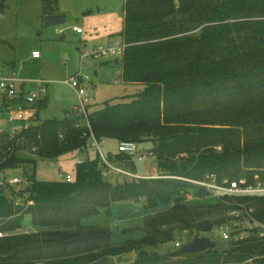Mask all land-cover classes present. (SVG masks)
I'll use <instances>...</instances> for the list:
<instances>
[{
  "label": "trees",
  "instance_id": "16d2710c",
  "mask_svg": "<svg viewBox=\"0 0 264 264\" xmlns=\"http://www.w3.org/2000/svg\"><path fill=\"white\" fill-rule=\"evenodd\" d=\"M8 1L0 0V15ZM59 12V0H42L43 17ZM120 35L123 80L144 89L89 113L90 128L77 125L74 111L62 119H42L47 96L32 105L37 109L32 121L16 138L0 135L9 151L0 158V171L36 163L16 155L19 141L54 160L85 153L92 132L99 142L152 141L159 177L113 184L105 179L106 166L96 150V157L77 163L71 181L32 175L25 188L10 194L4 183L0 264L55 259L106 264L124 246L139 250L131 264H244L254 255L264 264V237L257 236L232 241L225 250L182 252L181 245L161 255L142 248L174 240L175 230L193 232L191 240L208 236L214 227L241 219L230 214L234 209L264 223V195L223 193L215 203L187 204L192 189L201 186L176 178L203 180L215 173L220 180L246 179L247 184L264 180V0H124ZM107 157L124 164L132 160L118 149ZM140 198L155 214L146 219L148 233L139 245H114L109 227L83 225L102 209L109 212L114 204Z\"/></svg>",
  "mask_w": 264,
  "mask_h": 264
},
{
  "label": "rangeland",
  "instance_id": "374dc122",
  "mask_svg": "<svg viewBox=\"0 0 264 264\" xmlns=\"http://www.w3.org/2000/svg\"><path fill=\"white\" fill-rule=\"evenodd\" d=\"M61 13L67 20L58 26H46L42 16V0H9L4 14L0 15V69L6 75L9 69L3 66L4 62H16V73L26 77L45 78L48 83V105L41 110L42 119H62L80 104L78 92L68 80L77 75H88L90 80L85 81L88 94V111L91 113L103 106L106 101L128 100L129 96L142 91L145 87L141 83L125 82L122 77V55L118 57H102L99 59L84 58L81 60V50L89 52L99 46H107L120 41L121 31L124 27V0H59ZM83 28L84 34L73 30V26ZM65 34L64 38L62 35ZM38 49L41 58L33 59L32 51ZM119 59V63H115ZM7 69V70H6ZM8 114L1 111L0 107V135L2 129L11 128ZM86 145L85 153L72 152L54 160H48L35 155L32 144L25 141L17 142L18 157L32 158L36 163L22 164L21 166L0 171L1 181L7 184L6 193L12 190L25 188L29 183V177L35 175L37 180L56 181L66 179V175L75 176L76 165L88 157L97 155L96 149ZM119 143V142H118ZM118 143L108 140L101 146L103 153L109 156V152L117 153ZM139 153L133 160L132 167L128 171L138 175L136 177L119 173L113 169L105 172V179L113 184L123 183L138 177L159 176L155 155L154 143L146 141L137 143ZM89 150V152H88ZM7 146L0 141V158L8 157ZM140 157L142 159H140ZM114 167H123L125 164L119 160H113ZM36 165V167H35ZM14 177L21 179L20 183L11 184ZM187 204H211L218 201L206 189L199 187L192 189L186 198ZM145 198L119 202L110 207L108 212L102 209L98 215L90 216L83 221L85 226H106L112 231L111 242L114 245H126L129 241H135L147 235L145 227L146 219L155 214L147 206ZM168 207V206H167ZM162 207L159 210H165ZM222 215V214H221ZM218 216H211L214 219ZM224 222L207 235L216 241V248L225 250L230 247V242L223 239L221 232ZM239 229L249 228V221H232ZM25 227L22 231H28ZM195 233V231H194ZM174 240L159 246H146L142 248L150 253L170 254L177 249V243L182 245L189 243L193 232L187 230H175ZM201 236V235H200ZM124 252L118 256L108 258L106 264H131L137 257L136 248L124 246ZM129 249V250H128ZM73 259L47 260L36 264H72ZM246 264V263H244Z\"/></svg>",
  "mask_w": 264,
  "mask_h": 264
},
{
  "label": "built area",
  "instance_id": "2783aa9c",
  "mask_svg": "<svg viewBox=\"0 0 264 264\" xmlns=\"http://www.w3.org/2000/svg\"><path fill=\"white\" fill-rule=\"evenodd\" d=\"M73 30L79 34H84V30L82 27L78 25L73 26ZM124 43L117 41L115 43H111L107 46H99L95 50L89 52L87 49L81 50V60L84 58H102V57H118L123 54L124 51ZM33 58H40L41 52L39 50L32 51ZM90 78L88 75H81L79 72L77 75L71 77L68 82L69 84L76 89L79 95L80 104L75 108L76 114H79V122L78 126L81 124H85L90 128L89 123V111H88V94L87 88L85 87V81H89ZM48 83L49 81L43 78L30 79V80H22L18 77H8L3 75L2 71H0V107L1 111L8 114V119L11 122V128L2 129L1 132L6 131L9 135L10 139H14L17 135L23 130V128L27 127L32 121V117L36 112V108L32 105L44 100L48 96ZM27 104V106H26ZM89 147L92 149H96L101 153L102 164L106 166V171L108 169H113L119 173H124L128 175H132L134 177L138 176L132 174L128 171L126 166L123 167H114L112 161L103 153L101 146L104 141L99 142L93 136L91 132ZM119 152H124L133 160L135 156L139 153L137 143L133 141H121L118 145ZM140 159H142L140 157ZM159 177V176H154ZM193 184L199 185L206 189L211 195L214 197L220 198L223 193L228 194H249V195H264V180H257L252 184H247L246 179L229 181L228 179L220 180L219 176L215 173H209L203 180H192L182 177H176ZM73 179L72 176L66 175V180L71 181ZM2 182V181H1ZM21 179L18 177H14L11 180V184L20 183ZM3 183V182H2ZM234 217H240L247 219L249 221V228L247 229H239L236 225L229 221L223 226V230L221 235L223 239L227 242L232 241H243L248 237H264V223L254 222L250 216L241 217L240 211L234 209L231 213ZM249 214V213H248ZM250 215V214H249ZM240 219V220H241ZM233 221H237L233 220ZM3 236V233L0 232V237ZM182 243H177V246L180 247ZM256 255L248 258L244 263L246 264H257L255 259ZM228 264V263H221ZM233 264V263H231ZM241 264V263H235Z\"/></svg>",
  "mask_w": 264,
  "mask_h": 264
},
{
  "label": "water",
  "instance_id": "95a60500",
  "mask_svg": "<svg viewBox=\"0 0 264 264\" xmlns=\"http://www.w3.org/2000/svg\"><path fill=\"white\" fill-rule=\"evenodd\" d=\"M67 20V17L64 13H56V14H47L44 16V23L46 26H58L64 24ZM64 34L62 38H64ZM115 63H119V59H115ZM132 164V160H129L125 163L127 168ZM4 183L1 182L0 177V189L4 188ZM217 246L216 241L211 239L209 236H198L196 235L192 241L184 244L181 247L182 252H190V251H206L210 248H215Z\"/></svg>",
  "mask_w": 264,
  "mask_h": 264
},
{
  "label": "crops",
  "instance_id": "0c3cea01",
  "mask_svg": "<svg viewBox=\"0 0 264 264\" xmlns=\"http://www.w3.org/2000/svg\"><path fill=\"white\" fill-rule=\"evenodd\" d=\"M59 8H60V5H59ZM61 12L62 11L60 8L59 13H61ZM35 50H38V49H35ZM33 59H39V58H33ZM3 66H5V68L9 69L6 73V76H8V77H18L19 79H22V80H30V79H37L38 78V77H26V76H22V75L17 74L16 73V66H17L16 62H4ZM0 71H2V73H3V69H0ZM43 79H45V78H43ZM145 177H149V176H145Z\"/></svg>",
  "mask_w": 264,
  "mask_h": 264
}]
</instances>
